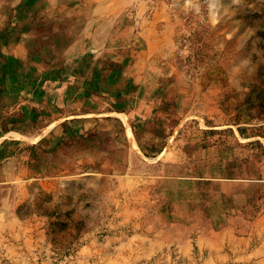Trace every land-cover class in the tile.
Wrapping results in <instances>:
<instances>
[{"label": "rangeland", "instance_id": "1", "mask_svg": "<svg viewBox=\"0 0 264 264\" xmlns=\"http://www.w3.org/2000/svg\"><path fill=\"white\" fill-rule=\"evenodd\" d=\"M0 264H264V0H0Z\"/></svg>", "mask_w": 264, "mask_h": 264}]
</instances>
